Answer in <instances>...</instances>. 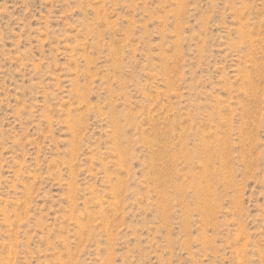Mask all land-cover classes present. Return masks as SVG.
I'll list each match as a JSON object with an SVG mask.
<instances>
[{
    "label": "rangeland",
    "instance_id": "rangeland-1",
    "mask_svg": "<svg viewBox=\"0 0 264 264\" xmlns=\"http://www.w3.org/2000/svg\"><path fill=\"white\" fill-rule=\"evenodd\" d=\"M0 264H264V0H0Z\"/></svg>",
    "mask_w": 264,
    "mask_h": 264
}]
</instances>
